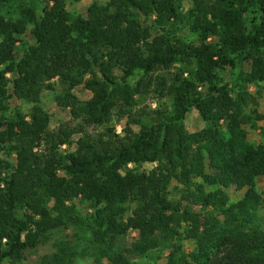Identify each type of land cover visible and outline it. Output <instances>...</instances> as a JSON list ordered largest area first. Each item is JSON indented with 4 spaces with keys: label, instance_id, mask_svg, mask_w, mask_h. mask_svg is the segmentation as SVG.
Segmentation results:
<instances>
[{
    "label": "trees",
    "instance_id": "1",
    "mask_svg": "<svg viewBox=\"0 0 264 264\" xmlns=\"http://www.w3.org/2000/svg\"><path fill=\"white\" fill-rule=\"evenodd\" d=\"M79 1L0 0V264L80 224L106 264L159 247L165 264H264V114L249 90L264 89V0L71 11ZM56 81L75 124L51 129L42 93ZM146 96L157 106H139ZM195 111L205 125L191 131ZM59 249L47 262L71 264Z\"/></svg>",
    "mask_w": 264,
    "mask_h": 264
},
{
    "label": "rangeland",
    "instance_id": "2",
    "mask_svg": "<svg viewBox=\"0 0 264 264\" xmlns=\"http://www.w3.org/2000/svg\"><path fill=\"white\" fill-rule=\"evenodd\" d=\"M101 2H105L106 0H100ZM92 3V0H81L79 2H72L69 4V9L73 12L86 13L88 6ZM25 38L32 42L31 36L29 33L25 35ZM237 77V74L234 78ZM55 90L45 89L42 93V105L46 112L50 115V127L51 129L58 128L62 124H75L72 120V116L69 108H64L58 103V95L61 94V84L56 81ZM250 92L254 99L258 100V108L261 113L264 114V89L257 86L251 85L249 87ZM75 93L81 99L85 100L91 96V92L83 86L78 87ZM143 102L141 103L142 107H146L151 105L152 107H156V101H154L151 97H143ZM254 106V103H251ZM11 106L21 107L24 111L29 112L32 109V103L22 101L18 98H14L11 101ZM0 114H3L0 111ZM127 118H123L119 122H112L116 126L117 132H121L123 128V124H125ZM186 124L189 130L194 131L202 128L205 123L199 116V114L195 111L192 112L188 118L186 119ZM259 124L264 127V120L259 121ZM134 128L137 129L135 125ZM90 131L95 130H103L104 127H88ZM80 134H75L73 140L79 138ZM259 130H254L249 127V139L251 141L257 142L260 140ZM258 189L260 192L264 194V177L258 179ZM235 195V194H234ZM237 196V195H235ZM173 197L180 198V194L174 192ZM238 197V196H237ZM236 197H234L235 199ZM24 216L27 214L23 213ZM91 231L83 225H71L67 229L57 230L48 235V237L44 240V242L36 248H28L25 251V258L21 262H8L7 264H49L46 260V257L60 252V246H71L73 250L76 251V256L74 261L71 264H106L107 259H102L101 250L98 246H95L92 238ZM136 233H132L128 236L120 237L117 241V246H130ZM184 247L186 250H191L192 247L186 241L184 242ZM172 251L170 249H162L159 247L157 249L152 250L149 254L143 256H131L134 264H165L166 256L170 254Z\"/></svg>",
    "mask_w": 264,
    "mask_h": 264
}]
</instances>
